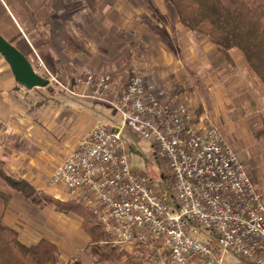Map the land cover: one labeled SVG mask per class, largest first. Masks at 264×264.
Wrapping results in <instances>:
<instances>
[{"label": "built area", "instance_id": "1", "mask_svg": "<svg viewBox=\"0 0 264 264\" xmlns=\"http://www.w3.org/2000/svg\"><path fill=\"white\" fill-rule=\"evenodd\" d=\"M94 76L85 73V86L94 100L117 95L121 125L90 130L47 184L64 188L115 243L153 247L162 264H264V196L222 133L196 125L187 105L142 76L122 89L111 75ZM126 129L152 144L172 179L167 190L134 167Z\"/></svg>", "mask_w": 264, "mask_h": 264}, {"label": "crops", "instance_id": "2", "mask_svg": "<svg viewBox=\"0 0 264 264\" xmlns=\"http://www.w3.org/2000/svg\"><path fill=\"white\" fill-rule=\"evenodd\" d=\"M80 5L89 9L93 17H98L102 13L103 0H96L92 7H89L86 0H0V35L26 57L29 56L25 50H30L33 55L36 53L50 73L65 80L70 73L84 65L85 55L95 53V47H99L97 36L90 33L91 27L78 9ZM75 16L81 18V23L75 22ZM176 29L177 33L174 34L167 30L173 46L176 48L179 45L180 50L176 54L164 42L157 40V50L170 56L169 65L163 70L159 68L154 77L166 86L180 82V76L188 69L197 78V75L202 77L206 74L205 68L211 67V80L208 82L206 79L205 83L206 88L215 96L214 99L216 98L219 112L216 111L215 114H226L225 116L234 119L236 123L229 121L234 131V126L242 121L251 130V123L247 121L249 116H263L260 123L264 128V114H260L264 86L243 54L238 49L219 50L199 34L180 24ZM170 38L168 37L169 40ZM86 39L92 40L93 49H89ZM59 41H62L63 46L59 45ZM133 47L134 45L127 47V51L132 52ZM153 50L148 49L150 54L157 53ZM60 54L64 56V60L60 59L61 65L59 59L56 58L58 62L55 59ZM33 67L36 73L42 75L34 65ZM181 84L183 86L184 83ZM33 92L34 89L28 90L16 81L9 64L0 55L1 163L10 176L25 178L32 185L40 177H48L79 146L90 130L102 125H95L100 120L84 103L79 110L64 105L57 106L50 100L38 106ZM192 108L193 117L197 118L199 109L196 106ZM242 114L246 120L241 117ZM229 122L224 123L228 126ZM219 124H222V120ZM1 191L12 196L4 223L19 233L23 244L36 245L42 239L54 243L60 252V264L68 263L71 258L66 255L68 249L85 252L92 244L93 237L85 226V215L82 212L77 216L67 217L66 220L57 218L61 220L57 221L60 224L51 223V231L44 232L38 228L27 234L21 233L14 214L18 208L14 196L21 195L5 184L1 185ZM62 233L66 234L65 239L60 236Z\"/></svg>", "mask_w": 264, "mask_h": 264}, {"label": "rangeland", "instance_id": "3", "mask_svg": "<svg viewBox=\"0 0 264 264\" xmlns=\"http://www.w3.org/2000/svg\"><path fill=\"white\" fill-rule=\"evenodd\" d=\"M72 7L76 8L75 6ZM101 8V15L93 17L86 7L82 5L78 7L80 13L85 15L87 24L91 27L89 28L90 33L97 36L96 40L98 41L96 42L97 44L99 43V47H95V53L85 55L86 62L84 65L74 73H70L65 80L50 73L36 53L33 55L30 50H25L29 56L27 58L31 61L32 65L42 74L41 76L49 80V86L34 89L33 95L38 101L37 105H42L46 100H50L57 106L64 105L67 108L79 110L83 105L82 103H84V105L89 106L97 114L100 122L95 121V125L106 123L117 127L121 125V116L119 111L112 105L117 95L114 97V95L108 93V102L94 100V95L92 94L93 87L91 85L85 86V73L91 71L95 75V80L102 75H111L114 80L113 85L115 89L126 87L132 77L136 75L142 76L146 82L155 85L157 90L162 91L168 99L187 105L192 114V107L196 106L199 112L197 111V118L193 117L196 119L194 123L196 125L215 127L222 133L227 143L235 149L260 193L264 196V128L260 123V120H263V116H249L247 121L251 123V130H248L246 127L247 123H243L245 121H242L234 126V131L229 122L236 123L234 119L225 116L226 114L223 116L215 114L216 111L219 112L217 102H215L216 98L214 99L215 96L206 88L205 83L206 79L208 82L211 80V67L205 68L206 74L202 75V77L197 75V78H194L188 69V71H185L180 76V82L178 81L176 84L166 86L162 85L154 77L158 74L159 68L163 70L166 65H169L168 56H170V54L165 55L157 50V40L164 42L166 47H170L175 51V54L180 50L179 45L176 48L173 46L170 36L167 35L168 29L173 34L177 33V25H174L169 19L164 1L103 0ZM71 14L73 13L71 12ZM74 20L81 23V18L79 19V17L75 16ZM172 38L174 39V37ZM187 39L189 37L185 40ZM86 42L88 47H90L89 49H93L94 44L92 40L88 39ZM59 45L63 46L62 41H59ZM131 45H134L133 51H127V47H131ZM148 49H154L153 51L157 53L150 54ZM58 50L61 51V48H58ZM59 56L55 57V59H59L61 65L60 59L64 60V56L62 54ZM189 71L190 74L188 73ZM179 83L184 84L181 86L182 84L180 85ZM260 107V114L262 115L264 114V100L260 103ZM228 115L231 114L229 113ZM241 117L244 118L245 115L242 114ZM200 118L203 119L201 120ZM246 119L244 118V120ZM220 120H222L221 125L219 124ZM225 121L229 122L228 126L225 125ZM124 138L129 144L130 156L134 167L139 172L149 174L156 180H160L163 186H165L164 183L170 186L172 180L170 173L167 168L163 167L162 169L160 167L152 144L130 129L124 131ZM1 171L10 176L3 167H1ZM53 171L48 177H40L33 183L34 185L25 178L10 176L15 180H24L30 183L34 188L35 197L42 202L38 207L20 193L21 196L15 194V201L18 204V208L14 213L15 220L19 223L21 233L23 234L33 232V230L37 231L38 228L43 229L44 232L51 231V223L57 224V221L66 220L67 217L77 216L83 209L81 204L67 196L62 187H50L47 184ZM2 184L7 185L0 177V191ZM60 236L63 239L66 238V234L62 233ZM108 242L110 243V247H115L120 253L119 260L103 262V260L100 261L99 258L93 256L89 252V248L85 252H74L68 249L69 247L67 246L68 251L66 255H70L71 258L66 264H162L160 259H158L159 254L157 249L153 247H127L115 243L111 237H109ZM228 261L232 264H247L245 261L236 259L233 256H229Z\"/></svg>", "mask_w": 264, "mask_h": 264}, {"label": "trees", "instance_id": "4", "mask_svg": "<svg viewBox=\"0 0 264 264\" xmlns=\"http://www.w3.org/2000/svg\"><path fill=\"white\" fill-rule=\"evenodd\" d=\"M163 1L174 25L180 24L199 34L219 50L238 49L264 86V0ZM86 2L92 7L96 0ZM1 167L0 161V177L13 191L38 207L42 204L30 183L11 178ZM164 185L168 189L169 185ZM11 198L10 194L0 191V264H60V252L54 243L42 239L36 245L27 246L20 241L16 230L4 223ZM80 212L85 215V226L93 237L89 252L103 262L119 260L120 253L109 246L110 236L95 216L85 208Z\"/></svg>", "mask_w": 264, "mask_h": 264}, {"label": "water", "instance_id": "5", "mask_svg": "<svg viewBox=\"0 0 264 264\" xmlns=\"http://www.w3.org/2000/svg\"><path fill=\"white\" fill-rule=\"evenodd\" d=\"M0 55L9 64L16 81L28 90L45 88L49 80L36 73L31 61L0 35Z\"/></svg>", "mask_w": 264, "mask_h": 264}]
</instances>
